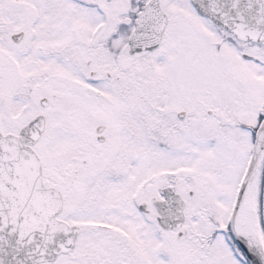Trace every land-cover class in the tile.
<instances>
[{
  "label": "rangeland",
  "instance_id": "rangeland-1",
  "mask_svg": "<svg viewBox=\"0 0 264 264\" xmlns=\"http://www.w3.org/2000/svg\"><path fill=\"white\" fill-rule=\"evenodd\" d=\"M188 1L161 0L167 34L157 49L131 55L127 37L140 0H0V132L45 116L33 146L43 181L63 192L60 217L83 228L74 255L55 264H238L223 230L264 108V62L241 59L231 43L217 48L222 60L208 67V36L192 35L175 11L215 27ZM249 45L242 52L254 55ZM257 52L264 61V49ZM174 84L195 88L190 106L199 120L173 116L187 102L184 91L163 107L160 91ZM157 110L173 117L159 119ZM167 184L186 202L181 238L164 232L151 212V197ZM142 202L147 212L138 210Z\"/></svg>",
  "mask_w": 264,
  "mask_h": 264
},
{
  "label": "water",
  "instance_id": "water-1",
  "mask_svg": "<svg viewBox=\"0 0 264 264\" xmlns=\"http://www.w3.org/2000/svg\"><path fill=\"white\" fill-rule=\"evenodd\" d=\"M203 16L233 34L238 40L264 45V0H191ZM167 16L159 0H149L136 15L134 29L128 37L129 54L152 51L160 44ZM23 33L12 35L19 42ZM40 105H48L47 98ZM253 142L251 156L239 185L230 216L229 231L248 264H264L258 248V236L246 242L236 231L244 196L259 176L264 161V112ZM45 116L37 114L17 134L0 132V264H52L60 254L75 246L79 227L69 226L57 217L63 207L59 189L43 181L42 162L33 146L45 129ZM103 126L96 128L100 133ZM103 141V137H98ZM160 193L162 201L153 199L162 228L175 231L184 222L185 202L171 187ZM144 210V205H140ZM255 226V225H254ZM180 231L178 237L185 234Z\"/></svg>",
  "mask_w": 264,
  "mask_h": 264
},
{
  "label": "flooded vegetation",
  "instance_id": "flooded-vegetation-1",
  "mask_svg": "<svg viewBox=\"0 0 264 264\" xmlns=\"http://www.w3.org/2000/svg\"><path fill=\"white\" fill-rule=\"evenodd\" d=\"M135 1V0H134ZM137 1V0H136ZM139 1V0H138ZM149 0H140V2L137 3L136 7H137V10L135 12V16H136V13L141 9V7L146 4ZM159 4H160V7L161 9L165 12L166 16H167V24H166V27L164 29V32L162 34V38H161V41H160V45L163 41V38L164 36L163 35H166V31H167V26L170 22V16H169V13L166 12V10H164L163 6H162V2L161 0H159ZM187 6L188 8H191L193 10V13H195L196 16H199L201 19L205 20L208 24L212 25L214 28V31H211L210 29H208L209 26H204L203 24H200L199 22H197L193 17L189 16V14L185 13V12H181L182 9H179V7H177V10L175 11L176 14H178L177 18L178 20H180L181 22H186V24H189L192 28V35H201V36H204V37H207L208 39L212 40V41H209L207 39V42H204L205 45H210L209 47H214L211 48L210 50L208 49H204V60H202V62L204 63H211V66H208V67H213L212 63L215 62L214 60H222L219 59V57H222L220 56L219 52L221 51H217V48L221 49L222 47L224 48H228L231 46V43L234 44V45H238L240 46V58L243 59V60H246V61H250V62H253L255 63L256 65L258 64H261L263 63V59L262 57L259 55V56H254L256 53H258L257 51L261 50V49H264V45H260V44H256V43H251V42H244V41H239L237 40L234 35L230 34L229 32H227L225 29L221 28L220 26L216 25L210 18L206 17V16H203L201 15L200 13H198V11L195 9L194 5L191 3V1L189 0L187 2ZM184 10V9H183ZM182 10V11H183ZM134 16V18H135ZM134 22V19H132V23ZM215 42V43H214ZM246 44H251L249 45L248 47L249 48H253V52L254 55H249L245 52H242L244 50V48H247ZM159 45V46H160ZM215 46H216V50H215ZM238 48V47H237ZM256 50V51H255ZM179 51H180V44L176 45V49L173 51L174 53V57L179 55ZM218 52V53H217ZM228 55V54H227ZM226 56V55H225ZM179 57V56H178ZM260 57V58H259ZM179 59H177V57L175 58V61H177ZM262 60V61H261ZM180 63V60L178 61V64ZM186 64V63H185ZM184 64V65H185ZM190 82H187L186 84H189ZM180 87L177 85V84H174L173 86V89H172V93L169 94L167 93V91H160L162 92V96L160 97V100L162 102V105L164 104H167V102H171V103H174V100L178 101L180 100L179 97H176L179 93H181L182 91H184L185 94H188L189 96H187V98H181V99H185V101H187L186 103H184V105L182 106H179L180 104L177 103V108L173 109L172 113H173V116H175L176 118L178 119H184L185 117H190V116H198V117H195V119L193 120H199V116L201 115V113H197L195 112V110L193 108H191L190 104L194 103V101L191 100V98H195L194 96V87L192 86H185L183 88L182 91H179ZM193 96H192V94ZM165 96V101L164 99H162V97ZM170 96H173L174 100H169ZM192 96V97H191ZM169 100V101H168ZM208 101V100H207ZM202 103H205L206 101H201ZM163 105V107H164ZM262 112H264V108L263 110L258 114V119H260L262 117ZM208 113L211 114V110H208ZM158 115H161V116H158ZM156 116L157 118H161V119H164L166 117H173L172 115H167L165 116L164 113L163 114H160L157 110L156 112ZM155 116V117H156ZM190 120V119H188ZM22 127V126H21ZM20 127V128H21ZM99 127V126H98ZM19 128V129H20ZM19 129L17 130L16 133H18ZM103 129H104V126H103ZM102 129V131H103ZM101 131V132H102ZM10 132V131H9ZM9 132H5V133H2V134H6V133H9ZM11 133H14V132H11ZM103 140H104V137H103ZM264 166V161H263V164H262V167ZM261 171V174L259 173V179H258V183H259V186H260V192H258L259 194H257V202H256V231H257V236H258V246L260 247V251L262 252L263 254V258H264V178H263V172L262 170ZM261 182V183H260ZM164 187H171L176 193H178L174 187L172 186V184H167V185H164L162 186L160 189H159V192H158V195L159 197L156 198V197H151L150 199V205H151V212H153L155 214V217H156V220H157V217H158V213L154 207V202H153V199H156L158 201H162L164 199V196L160 193L161 189L164 188ZM62 193V197H63V202H64V195H63V192ZM192 192L190 191V194ZM179 194V193H178ZM185 201V200H184ZM255 201L256 199L254 200V204H255ZM64 205V204H63ZM140 205H144V212H147L149 209H148V203L147 202H142L138 205V207ZM185 207H186V202H185V206H184V214H185ZM66 210H64V208L62 209L60 215ZM60 215L58 216V219L64 221L65 223H67L69 226H77L79 227V233L76 237V240H75V246H74V249L70 252V253H67V254H61L59 255L56 260L53 262V264H55V262L57 261V259L60 257V256H67V255H74L72 254L73 252H75L76 250V244H77V239L78 237L80 236V234L83 232V228L82 226H80L78 223H73V222H70L68 219H65L63 217H60ZM185 221V220H184ZM105 227V226H103ZM163 230V229H162ZM164 232H167L165 230H163ZM180 231H188L187 228L184 227V224H183V227L180 229V230H176V231H169V233H175V235L178 237V233ZM224 234H225V231H224ZM226 235V234H225ZM179 238V237H178ZM181 238V237H180ZM227 240V238H225ZM233 248L232 249V254H233V257L235 258V260L237 261L238 264H240V248L237 244H233ZM76 258L77 260L79 259V256L78 254L76 255Z\"/></svg>",
  "mask_w": 264,
  "mask_h": 264
},
{
  "label": "bare ground",
  "instance_id": "bare-ground-1",
  "mask_svg": "<svg viewBox=\"0 0 264 264\" xmlns=\"http://www.w3.org/2000/svg\"><path fill=\"white\" fill-rule=\"evenodd\" d=\"M255 183L256 180H254L248 188L242 201L238 217L235 220L236 231L246 242H250L255 238V226L253 219Z\"/></svg>",
  "mask_w": 264,
  "mask_h": 264
},
{
  "label": "trees",
  "instance_id": "trees-1",
  "mask_svg": "<svg viewBox=\"0 0 264 264\" xmlns=\"http://www.w3.org/2000/svg\"><path fill=\"white\" fill-rule=\"evenodd\" d=\"M231 239V238H230ZM231 241L235 244V242L233 241V239H231Z\"/></svg>",
  "mask_w": 264,
  "mask_h": 264
}]
</instances>
